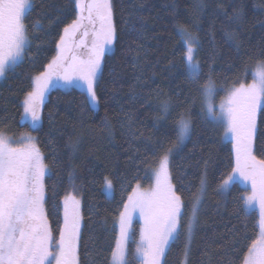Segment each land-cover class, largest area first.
Returning <instances> with one entry per match:
<instances>
[{
	"label": "trees",
	"instance_id": "16d2710c",
	"mask_svg": "<svg viewBox=\"0 0 264 264\" xmlns=\"http://www.w3.org/2000/svg\"><path fill=\"white\" fill-rule=\"evenodd\" d=\"M112 3L118 39L115 55H108L102 65L98 110L85 105L78 89L52 88L40 107L41 121L32 127L22 122L24 95L31 90V78L43 71L55 55V41L64 25L75 16L69 0H32L25 14L31 47L24 61L7 71L0 83V131L15 138L21 133L37 138L45 162L52 168L50 177L45 178V210L56 238L63 224V206L59 201L68 187L67 172L75 165L83 216L79 264H108L117 236L113 222L122 197V183L135 185L139 180L148 187L145 173L155 167L160 155L159 149L155 155L146 150L143 138L131 139L124 114L132 115L137 136L143 132L154 139L166 137L167 146L175 140V121L187 110L192 121L191 135L171 158L172 182L178 188L191 183V193H195L207 162L208 188L194 229L190 264H200L206 248L213 253V264H217L219 258L230 255L233 235L247 244L256 238L258 216L255 211H241L239 197L245 189L238 181L230 185L226 196L215 191L221 176L231 170L229 160L234 164V157L230 154L229 138L223 137L222 129L204 113L199 85L207 79L211 68L220 97L223 89L243 74L246 65L251 69L264 60V0H143V7L138 6L139 0ZM134 5L136 15L130 17ZM239 8L243 9L241 20L229 22L226 13L231 15ZM58 18L63 22H58ZM36 20H40L43 31L32 28ZM126 20L137 28L143 24V36L130 31ZM178 24L187 26L200 40L196 59L202 71L198 82L188 77L181 59L184 50L177 45ZM226 31L238 34L239 48L227 38ZM164 101L170 104L167 118L154 127L153 117L160 114ZM106 119L110 132L105 127ZM257 123L264 129L259 116ZM258 136L256 155L260 159L264 158V131ZM77 137L80 142L73 152L69 141ZM105 176L113 181L114 199L106 198ZM191 193H184L186 202ZM123 195L126 198V193ZM53 199L59 204L56 211L51 207ZM245 234L251 239L244 241ZM184 243L183 235L171 241L162 264H181L185 259ZM129 245L134 250L132 243Z\"/></svg>",
	"mask_w": 264,
	"mask_h": 264
},
{
	"label": "snow or ice",
	"instance_id": "6c2138e0",
	"mask_svg": "<svg viewBox=\"0 0 264 264\" xmlns=\"http://www.w3.org/2000/svg\"><path fill=\"white\" fill-rule=\"evenodd\" d=\"M69 3L74 5L75 16L64 25L55 41V55L44 65L43 71L31 78V90L25 93L22 101V119H30L33 127L41 121L40 107L54 80L82 89L85 105L98 110L97 90L102 65L108 55H115L114 44L118 36L112 0H69ZM31 4L32 0H0V77L6 76L10 66L18 67L31 47L32 40L25 23V10ZM138 6L143 7V0H139ZM136 7L134 5L129 11L130 17L136 15ZM226 15L229 22L237 23L242 18L243 9H234L231 15ZM58 22L63 21L58 18ZM125 24L130 31L143 36V24L139 28L127 20ZM176 27L180 37L177 45L184 50L181 59L185 62L188 77L198 82L202 71L196 59L200 40L187 26L178 24ZM32 28L43 31L40 20H36ZM225 35L239 48L237 33L226 31ZM199 87L211 98L206 105V114L222 129L223 137L229 138L230 154L234 157V164L229 160L231 170L221 176L215 191L226 196L234 181L243 183L246 194L239 197L241 211L247 214L255 209L259 217L256 238L251 239L245 234L244 241L251 239L247 244L233 235L230 255L219 258L217 264H264V158L258 159L256 155L258 133L264 131L257 123L259 116L264 124V60L258 61L251 69L246 65L243 74L223 89L224 95L218 105L214 103L217 89L211 68ZM161 105L160 114L153 117L154 127L167 118L170 110L169 101ZM186 112L180 113V119L175 121V140L167 146L166 137L154 139L152 135L144 136L143 132L137 136L132 115L124 114L131 139L143 138L146 150L155 155L159 149L160 155L155 167L145 173L148 187L139 180L135 185L122 183V197L113 222L118 234L108 264H162L170 242L179 240L182 235L185 237V259L181 264H190L194 229L207 194L208 174L205 162L195 193H191V183L178 188L172 182L171 158L191 135L192 121ZM105 127L111 131L107 119ZM79 142V137L70 139L73 152ZM45 161L36 137L21 133L14 141L0 131V264H79L78 246L83 220L81 199L77 196L79 176L75 165H71L67 172L68 187L59 201L63 206V224L59 227L57 239L45 210V178L50 177L52 171ZM180 183L184 184L183 181ZM103 185L106 198L114 199L113 181L105 176ZM184 193H191L187 202ZM59 204L53 199V211L59 208ZM134 220L140 225L138 240L135 239ZM130 239L135 244L134 250L130 248ZM200 264H213V253L207 248L202 252Z\"/></svg>",
	"mask_w": 264,
	"mask_h": 264
},
{
	"label": "rangeland",
	"instance_id": "374dc122",
	"mask_svg": "<svg viewBox=\"0 0 264 264\" xmlns=\"http://www.w3.org/2000/svg\"><path fill=\"white\" fill-rule=\"evenodd\" d=\"M28 9L29 8H27L26 10H25V14H26V12L28 11ZM76 42L78 43L79 42V37H77L76 38ZM256 66V65H255ZM254 66V67H255ZM11 69H13V67L12 66H10L9 67V69L7 70V71H9V70H11ZM3 78L4 77H0V83L2 82V80H3ZM250 81H251V79H250ZM249 81V82H250ZM52 88H60V89H63V90H69V89H72V88H74V89H77V88H75V87H73V86H66L64 83H63V81H59V80H54V82L49 86V88H48V91L50 90V89H52ZM217 89V88H216ZM78 90H80V91H82V89H78ZM48 91L46 92V94H45V99H46V97H47V93H48ZM217 92H218V90H217ZM222 92V90H220V93ZM224 95V91H223V94H222V96ZM222 96H220L219 97V95H215V97H214V103L216 104V105H218L219 104V102H220V99L222 98ZM45 99H44V101H45ZM205 112V115H206V117L209 119V120H211L208 116H207V114H206V109L204 108L203 109ZM22 116H23V114H22ZM212 121V120H211ZM22 122H28L29 123V125H31L32 126V122L30 121V119H26V118H24V119H22ZM33 127V126H32ZM5 135H7V136H9V137H11L14 141L15 140H17L18 138H15V137H13V136H11V135H9V134H6V133H4ZM185 143V142H184ZM182 146V145H181ZM239 182V181H238ZM240 184H241V186L244 188V189H246V185H244L243 183H241V182H239ZM246 194V191H244V195ZM79 198V197H78ZM252 211H255L256 212V210L255 209H252V210H249V212H252ZM257 213V216H258V212H256ZM258 219H259V217H258ZM257 224H258V221H257ZM139 227H140V225H139V221L138 220H134V233H135V239L136 240H138L139 239ZM258 232H259V228H258ZM117 234H118V228H117ZM58 239V238H57ZM129 243H132V247L133 248H135V244L132 242V240L130 239L129 240ZM163 259V258H162Z\"/></svg>",
	"mask_w": 264,
	"mask_h": 264
},
{
	"label": "clouds",
	"instance_id": "9594fccd",
	"mask_svg": "<svg viewBox=\"0 0 264 264\" xmlns=\"http://www.w3.org/2000/svg\"><path fill=\"white\" fill-rule=\"evenodd\" d=\"M201 93H202V102H203V105H204V107L206 109V105H207V103L209 102V100L211 98L205 94V90L203 88L201 89Z\"/></svg>",
	"mask_w": 264,
	"mask_h": 264
}]
</instances>
